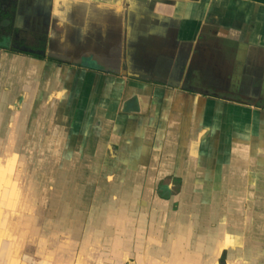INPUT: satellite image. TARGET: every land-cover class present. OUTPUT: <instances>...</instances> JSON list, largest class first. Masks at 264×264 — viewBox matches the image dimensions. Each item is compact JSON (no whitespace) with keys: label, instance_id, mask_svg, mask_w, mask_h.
<instances>
[{"label":"crops","instance_id":"crops-1","mask_svg":"<svg viewBox=\"0 0 264 264\" xmlns=\"http://www.w3.org/2000/svg\"><path fill=\"white\" fill-rule=\"evenodd\" d=\"M11 2L0 264H264V0Z\"/></svg>","mask_w":264,"mask_h":264},{"label":"flooded vegetation","instance_id":"flooded-vegetation-1","mask_svg":"<svg viewBox=\"0 0 264 264\" xmlns=\"http://www.w3.org/2000/svg\"><path fill=\"white\" fill-rule=\"evenodd\" d=\"M12 6L11 0H0V11L2 13H9V9ZM4 19V18H3ZM0 19V40H3L1 42V45L4 49H7L8 51H20L25 53H31L34 55H37L41 53V55L44 57L46 56L45 53H43L40 49L41 46L34 45V48H30L23 39H21L16 33L12 35L11 31L12 28L10 25H7L8 20ZM10 36V37H9ZM48 58V56H47ZM49 61L55 62L56 64H64L67 63V60L62 58H57L54 56H51L48 58ZM69 62V61H68Z\"/></svg>","mask_w":264,"mask_h":264},{"label":"trees","instance_id":"trees-1","mask_svg":"<svg viewBox=\"0 0 264 264\" xmlns=\"http://www.w3.org/2000/svg\"><path fill=\"white\" fill-rule=\"evenodd\" d=\"M10 17V13H2L1 14V11H0V19H3V20H6V19H9ZM0 41H3V40H0ZM0 48H3L2 45H1V42H0Z\"/></svg>","mask_w":264,"mask_h":264},{"label":"rangeland","instance_id":"rangeland-1","mask_svg":"<svg viewBox=\"0 0 264 264\" xmlns=\"http://www.w3.org/2000/svg\"><path fill=\"white\" fill-rule=\"evenodd\" d=\"M0 42H2V41H0ZM3 43V42H2Z\"/></svg>","mask_w":264,"mask_h":264}]
</instances>
